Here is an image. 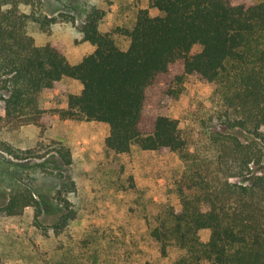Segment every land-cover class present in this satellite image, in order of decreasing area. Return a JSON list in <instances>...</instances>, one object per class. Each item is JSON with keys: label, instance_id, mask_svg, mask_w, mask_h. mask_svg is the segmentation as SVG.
I'll return each instance as SVG.
<instances>
[{"label": "trees", "instance_id": "trees-1", "mask_svg": "<svg viewBox=\"0 0 264 264\" xmlns=\"http://www.w3.org/2000/svg\"><path fill=\"white\" fill-rule=\"evenodd\" d=\"M42 7L43 0H0V149L44 157L42 141L21 148L8 136L27 125L45 129L43 92L65 76L77 79L82 89L59 109L62 120L107 125L106 146L117 153L167 150L184 162L174 180L182 208L162 203L149 221L162 257L176 250L170 264H264V0H149L132 28L110 31L100 26L105 9L93 6L79 29L95 49L76 63L57 41L39 44L29 33L31 21L44 32L76 23ZM117 34L130 39L127 48ZM196 76L213 85L211 105L194 109L193 123L182 128L168 110ZM57 150L73 162L68 147ZM62 176L57 201L64 211L53 225L43 222V202L29 188L0 203V216L32 206L36 229L63 235L78 213L67 196L76 183ZM204 228L211 229L207 241Z\"/></svg>", "mask_w": 264, "mask_h": 264}, {"label": "rangeland", "instance_id": "rangeland-1", "mask_svg": "<svg viewBox=\"0 0 264 264\" xmlns=\"http://www.w3.org/2000/svg\"><path fill=\"white\" fill-rule=\"evenodd\" d=\"M97 6L105 9L103 31L117 27L132 28L139 9L149 7V0H43V11L56 15L64 12L76 17V23L59 22L50 32L31 21L29 33L37 43L57 41L73 63L92 53L95 46L82 40L79 25L87 12ZM152 15L162 12L150 8ZM118 43L127 48L130 39L117 34ZM82 83L65 76L54 89L43 92L46 128L27 125L8 137L21 148L43 142L44 157L20 159L0 149V203L8 201L12 192L29 188L42 200L43 222L53 225L62 215L57 201L61 180L73 179L76 190L67 193L77 210V218L63 235L53 229L48 234L33 225L32 206L20 216H0V255L2 264H37L49 259L51 264H170L178 255L162 257L158 245L150 237L149 221L159 205L170 202L182 208L174 191V180L182 172L184 162L177 152L143 150L117 153L106 146L108 126L96 121L62 120L59 109L68 106V97L78 93ZM214 87L201 77L189 80L182 94L169 107L168 113L186 128L193 123L194 109L211 105ZM4 103L0 100V114ZM65 145L73 155L67 164L57 147ZM153 219V218H152ZM153 221V220H152ZM207 241L211 229L199 231Z\"/></svg>", "mask_w": 264, "mask_h": 264}]
</instances>
